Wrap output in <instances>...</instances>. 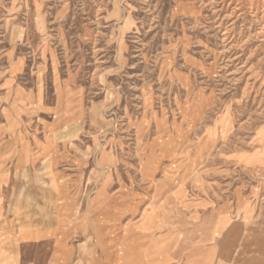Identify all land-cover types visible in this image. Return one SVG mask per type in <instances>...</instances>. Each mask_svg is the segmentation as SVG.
<instances>
[{
  "label": "rangeland",
  "instance_id": "374dc122",
  "mask_svg": "<svg viewBox=\"0 0 264 264\" xmlns=\"http://www.w3.org/2000/svg\"><path fill=\"white\" fill-rule=\"evenodd\" d=\"M7 126L68 264H264V0H0Z\"/></svg>",
  "mask_w": 264,
  "mask_h": 264
},
{
  "label": "crops",
  "instance_id": "0c3cea01",
  "mask_svg": "<svg viewBox=\"0 0 264 264\" xmlns=\"http://www.w3.org/2000/svg\"><path fill=\"white\" fill-rule=\"evenodd\" d=\"M3 129L2 137L5 141L0 145V151L6 153L3 160H0V168L12 166L16 168L12 172L20 175L26 172V166L32 160L27 156L26 144L22 140L21 133L11 134L8 128ZM21 136V137H20ZM12 139V140H11ZM2 170V169H1ZM0 170V264H68L66 261L65 247L57 248L52 253L48 251L49 236L46 230L40 231L37 239L34 240L32 225L31 200L28 192L20 191L21 186H15L14 176H8L7 170ZM16 173V174H18ZM15 178V177H14ZM10 182V183H9ZM22 183V181L20 182ZM18 184V183H16ZM15 189V190H14ZM41 205L38 201V208L34 212H40ZM64 236L54 238L52 244H64ZM34 246L44 247L46 254L43 257H34Z\"/></svg>",
  "mask_w": 264,
  "mask_h": 264
}]
</instances>
